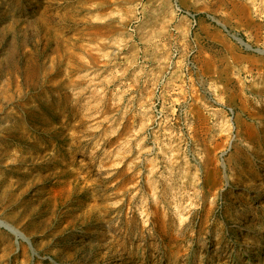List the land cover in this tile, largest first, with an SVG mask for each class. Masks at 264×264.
<instances>
[{"label": "rangeland", "instance_id": "1", "mask_svg": "<svg viewBox=\"0 0 264 264\" xmlns=\"http://www.w3.org/2000/svg\"><path fill=\"white\" fill-rule=\"evenodd\" d=\"M260 50L264 0H0V264H264Z\"/></svg>", "mask_w": 264, "mask_h": 264}, {"label": "bare ground", "instance_id": "2", "mask_svg": "<svg viewBox=\"0 0 264 264\" xmlns=\"http://www.w3.org/2000/svg\"><path fill=\"white\" fill-rule=\"evenodd\" d=\"M217 21L221 24V25H223V26H225V24L223 23V22H221L219 19H217ZM235 37H236V39L237 40H240V41H242V39L241 38H239L237 35H235ZM247 46H249V45H247ZM261 51V53H264V51L263 50H260ZM20 121V119L19 118H15V121H14V124L12 125V127H9L8 129H11V131L12 132H10V133H8V135H7V137L6 138H8V137H11V136H16L17 135V138L20 140V141H25V139H24V135H23V133H19V132H17V131H13V126L14 125H16L18 122ZM9 125V124H8ZM10 126V125H9ZM20 143V142H19ZM20 144H22V143H20ZM19 144V145H20ZM0 225L1 226H3V227H5L6 229H8L9 231H11L13 234H15L18 238H20V239H22V240H25V241H27L28 243H30L31 242V239H30V237L29 236H27L20 228H18V227H16L15 225H13L12 223H10V222H8V221H6V220H3V219H1L0 218ZM121 253V252H120ZM120 258V257H119ZM122 261V260H121ZM125 261V260H124ZM119 262V261H118ZM117 264H125L124 262H122V263H117Z\"/></svg>", "mask_w": 264, "mask_h": 264}, {"label": "water", "instance_id": "3", "mask_svg": "<svg viewBox=\"0 0 264 264\" xmlns=\"http://www.w3.org/2000/svg\"><path fill=\"white\" fill-rule=\"evenodd\" d=\"M242 41H243V43H242V44H244V42H245V41H244V40H242ZM245 45H247V44H245ZM246 47H248V46H246Z\"/></svg>", "mask_w": 264, "mask_h": 264}, {"label": "built area", "instance_id": "4", "mask_svg": "<svg viewBox=\"0 0 264 264\" xmlns=\"http://www.w3.org/2000/svg\"><path fill=\"white\" fill-rule=\"evenodd\" d=\"M191 15H192V14H191ZM192 17L195 18L194 15H192Z\"/></svg>", "mask_w": 264, "mask_h": 264}]
</instances>
